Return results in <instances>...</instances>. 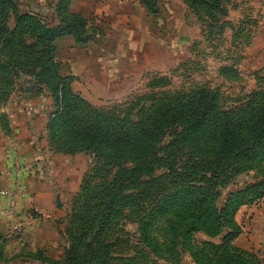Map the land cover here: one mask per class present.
<instances>
[{"label": "trees", "instance_id": "16d2710c", "mask_svg": "<svg viewBox=\"0 0 264 264\" xmlns=\"http://www.w3.org/2000/svg\"><path fill=\"white\" fill-rule=\"evenodd\" d=\"M182 1L197 12L223 11L219 0ZM69 2L55 0L53 16L49 17L21 9L18 1L0 0V104L17 79L30 77L37 90L45 88L52 98L46 129L48 145L54 151L85 150L96 158L116 159L121 182L132 173H151L156 178L153 185L164 191L154 216L170 215L167 233L171 248L181 235L183 243L194 248L198 264H264L257 253L234 244L241 233L235 220L237 212L264 202V95L237 108H223L215 93L200 88L157 105L129 126L116 115L99 113L72 89L74 77L62 74L55 58L57 38L72 36L84 44L102 34L89 25L88 18L70 13ZM140 2L148 14L158 11L159 0ZM8 16L14 18L12 28L6 25ZM166 136L169 142L160 145ZM129 157L136 163L127 169L119 161ZM159 170L161 174L155 176ZM238 176L243 177L240 183ZM182 181L187 183L181 185ZM175 183L177 186L168 188ZM230 184L236 189L224 192ZM94 193L84 187L78 221L89 220L91 211L96 212L93 218H101L104 202L94 206L86 203ZM196 231L221 238L199 242L192 237ZM71 238L72 243H84L82 232ZM98 243L106 244L101 239ZM97 255L104 259L110 256L106 257L104 248ZM31 257L56 262L42 256L41 250ZM78 259L70 248L67 262L73 264Z\"/></svg>", "mask_w": 264, "mask_h": 264}, {"label": "rangeland", "instance_id": "374dc122", "mask_svg": "<svg viewBox=\"0 0 264 264\" xmlns=\"http://www.w3.org/2000/svg\"><path fill=\"white\" fill-rule=\"evenodd\" d=\"M15 1L21 9L26 8L21 0ZM219 1L223 11L209 13L203 9L197 12L182 0H159L158 11L149 14L154 41L148 45L147 54L133 57L129 71L110 92L93 91L85 99L74 91L95 111L116 115L128 126L157 105L200 88L215 93L223 108H237L260 98L264 95V0ZM6 25L13 27V16H8ZM255 93L261 95L255 97ZM169 139L166 136L160 145ZM49 149L71 156L73 190L66 196L64 211L56 220L61 254L55 263H43L69 264L66 257L71 248L79 258L73 264H198L194 248L185 245L181 235L170 247V215L154 216L164 188L159 190L153 185L156 178L151 173H132L121 182L116 159L96 158L85 150L56 152L50 145ZM135 161L129 157L119 163L129 169ZM236 180L240 183L243 177ZM175 185L169 184L168 188ZM84 187L95 192L89 194V206L104 202L100 219L93 218L96 212L91 211L87 214L89 220L78 221L84 206ZM235 189L230 184L224 192ZM81 232L84 243H72L71 237ZM192 237L199 242H218L221 235L211 238L196 231ZM99 239L106 244L98 243ZM102 248L108 253L106 257L110 254L108 258H97Z\"/></svg>", "mask_w": 264, "mask_h": 264}, {"label": "crops", "instance_id": "0c3cea01", "mask_svg": "<svg viewBox=\"0 0 264 264\" xmlns=\"http://www.w3.org/2000/svg\"><path fill=\"white\" fill-rule=\"evenodd\" d=\"M21 2L34 12L53 16L55 0ZM68 11L88 18L102 34L84 44L72 36L57 38L60 72L74 77L72 89L85 99L93 91L106 94L127 74L133 57L147 54L154 41L150 15L140 0H70ZM51 103L45 88L37 90L33 79L23 76L0 104V189L14 185V160L20 163L25 186L17 199L20 230L12 231L14 219L0 218V264H46L31 256L41 250L42 256L57 259L62 251L56 220L73 190L74 169L71 156L49 149L46 124ZM5 202L0 197V203ZM235 220L241 227L235 246L264 261V202L240 208Z\"/></svg>", "mask_w": 264, "mask_h": 264}, {"label": "built area", "instance_id": "2783aa9c", "mask_svg": "<svg viewBox=\"0 0 264 264\" xmlns=\"http://www.w3.org/2000/svg\"><path fill=\"white\" fill-rule=\"evenodd\" d=\"M12 168L15 174L14 185L11 188L0 189V197L6 199L5 204L0 203V218L14 219L12 231L18 232L21 224L16 220L18 214L17 199L23 195L25 186L21 180V167L18 160H14Z\"/></svg>", "mask_w": 264, "mask_h": 264}]
</instances>
